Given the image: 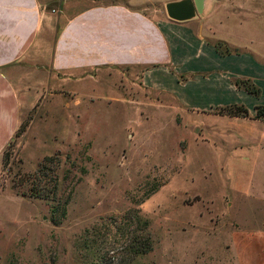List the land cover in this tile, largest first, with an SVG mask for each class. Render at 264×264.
<instances>
[{
  "label": "rangeland",
  "instance_id": "rangeland-1",
  "mask_svg": "<svg viewBox=\"0 0 264 264\" xmlns=\"http://www.w3.org/2000/svg\"><path fill=\"white\" fill-rule=\"evenodd\" d=\"M70 1L136 6L156 21L170 2ZM216 1L210 20L264 24V0ZM136 74H76L22 115L1 155L0 264H264V124L181 110ZM128 209L150 221L153 242L133 258Z\"/></svg>",
  "mask_w": 264,
  "mask_h": 264
},
{
  "label": "crops",
  "instance_id": "crops-1",
  "mask_svg": "<svg viewBox=\"0 0 264 264\" xmlns=\"http://www.w3.org/2000/svg\"><path fill=\"white\" fill-rule=\"evenodd\" d=\"M221 4L202 0L198 17L156 21L131 5L76 9L70 0H0V167L22 115L43 93L91 70L135 72L139 88L175 99L181 110L210 112L251 100L248 117H227L264 124L254 118L264 101L252 100L264 94V24L205 17ZM212 41L226 43L230 53L219 54ZM246 79L258 96L234 83ZM226 96L236 101L227 104Z\"/></svg>",
  "mask_w": 264,
  "mask_h": 264
},
{
  "label": "trees",
  "instance_id": "trees-1",
  "mask_svg": "<svg viewBox=\"0 0 264 264\" xmlns=\"http://www.w3.org/2000/svg\"><path fill=\"white\" fill-rule=\"evenodd\" d=\"M215 50L219 54H228L230 51L226 48L225 51L220 50V45L217 43L215 44ZM235 85L238 88H242L247 93L258 96L260 93V89L255 86L251 81L248 79L246 80H235ZM255 115L254 118L261 119L264 121V107L261 105L255 106ZM219 114L226 115L229 117H248V111L243 105H228L219 109ZM51 157H46L43 161H50ZM42 165V164H41ZM44 167V166H41ZM53 188H56V184H53ZM35 196L44 197L40 194V192L35 191ZM46 198V197H45ZM59 211L58 206H53L51 209V220L54 224L60 222V219L56 217ZM60 217L63 218L65 216L66 210L65 206L60 209ZM121 220L126 223L127 225H135L138 230H140L139 236H133L128 246L125 247L127 253L133 258L136 256H141L149 253L152 250V239L150 237V221L140 214V211L137 209H128L121 217ZM88 247V246H87Z\"/></svg>",
  "mask_w": 264,
  "mask_h": 264
},
{
  "label": "water",
  "instance_id": "water-1",
  "mask_svg": "<svg viewBox=\"0 0 264 264\" xmlns=\"http://www.w3.org/2000/svg\"><path fill=\"white\" fill-rule=\"evenodd\" d=\"M202 11V0H179L168 2L165 12L168 18L175 21H186Z\"/></svg>",
  "mask_w": 264,
  "mask_h": 264
}]
</instances>
